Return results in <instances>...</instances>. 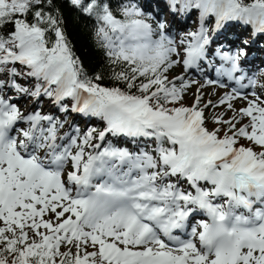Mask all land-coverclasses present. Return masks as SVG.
I'll list each match as a JSON object with an SVG mask.
<instances>
[{"label":"snow or ice","instance_id":"6c2138e0","mask_svg":"<svg viewBox=\"0 0 264 264\" xmlns=\"http://www.w3.org/2000/svg\"><path fill=\"white\" fill-rule=\"evenodd\" d=\"M71 3L95 17L117 86L85 72L53 0H0V264H264V97L232 88L205 102L201 84L186 104L198 82L171 75L209 57L210 18L212 32L242 21L264 34V0H169L172 12L201 21L178 43L134 2L119 15L105 0ZM215 55L219 77L254 87L237 75L244 47ZM42 97L103 129L61 134L64 121L19 107ZM237 99L247 106L237 109ZM221 105L232 114L212 115L219 126L209 128L206 110ZM110 137L154 147L133 151ZM199 213L207 219L191 224Z\"/></svg>","mask_w":264,"mask_h":264},{"label":"trees","instance_id":"16d2710c","mask_svg":"<svg viewBox=\"0 0 264 264\" xmlns=\"http://www.w3.org/2000/svg\"><path fill=\"white\" fill-rule=\"evenodd\" d=\"M85 2H87V0H85ZM105 2L110 4L113 11L117 15H119L120 7L129 2H134L137 4L138 7L141 8L145 15L151 17L150 22L153 23V25L156 24L157 20H164L162 14L167 10V7L169 5V0H105ZM45 10L47 11L48 8L46 7ZM51 12L54 16H57V18L61 21V27L64 30V33L72 48V51L74 52L76 57H79V60L83 65L85 72L90 77L102 75L104 79L101 81V83L104 86H117L118 82L111 79V74L114 70V66L110 64L108 57L105 54V51L98 45L95 38V17L88 16L87 14L83 13L79 8H77L71 3V0H53ZM178 13L179 12H176V14ZM188 14L189 16L186 23L187 28L198 26L200 22L199 13L193 11ZM224 27L226 29V33L224 36L227 37L232 33L239 34V32L241 31L240 25L232 21H228V23H226ZM170 29L173 28L170 27ZM221 38L223 39V37ZM115 70H118V68H116ZM18 82L30 88L35 84L34 80L29 82V78L27 77L18 78ZM43 98L45 99L47 97H42L41 99ZM61 113V118L67 115L70 116V112L64 113L59 111L58 105L54 106V109L51 111V114L58 119H60L59 117ZM70 118L72 119L74 124L75 122L82 123V125L80 126L77 124V127H79L81 132H83L86 128L89 127H94L98 130H102L104 127L103 121L95 117H88V120H86L85 117L76 115L74 118ZM146 142L153 145L151 141Z\"/></svg>","mask_w":264,"mask_h":264},{"label":"rangeland","instance_id":"374dc122","mask_svg":"<svg viewBox=\"0 0 264 264\" xmlns=\"http://www.w3.org/2000/svg\"><path fill=\"white\" fill-rule=\"evenodd\" d=\"M163 18L164 20L168 23V25H170L171 23L173 24L174 28H176V41L177 43L179 42V40L181 39V37H183L186 33H188L186 31L187 29V19H188V13L185 14V18L184 19H181V15L180 17L178 16L177 18H172L167 11H165L163 14ZM172 18V20H171ZM201 23V21H200ZM200 27V24L194 29V31H197ZM208 29H209V34H210V38L212 36V33L210 32L211 30V24L209 26H206ZM260 38V36L258 37ZM231 40L233 41L232 43L234 44H242L241 46L244 47L246 49V52L249 50V48H253V46L251 45L252 41H250V39H248V36L246 35V32H242L240 34H234L232 33V38ZM243 41H248V44L245 45L243 43ZM211 43L213 44V39L211 38ZM210 43V44H211ZM209 45L208 48L209 49H213V47L215 46H212ZM237 48H240V46L236 45V47L232 50L234 51L235 49ZM217 50V48H216ZM215 50V51H216ZM257 50H261L263 53H264V44L261 45ZM264 65V64H263ZM209 67V66H208ZM263 69V66L262 67H259V76H257L256 78V88H260V92H258L257 94L261 95L262 97H264V71L262 70ZM262 70V71H261ZM185 75L186 79H189V80H193V81H197L198 83L200 82H203L204 85L209 89V93L207 94V96H205V102L208 100V99H211L213 102H218L219 99L225 94V92H229L227 89L225 88H220L218 87L216 84H208L207 83V80L205 78H201V79H197L193 76H190L189 73L187 72H184V70L180 67V66H176L174 69L171 70V75ZM260 77V79H259ZM219 89H221L222 91H220ZM196 91V87L195 85L188 91V94L185 98V103L186 104H190L191 103V100H192V93ZM224 91V92H223ZM251 91H247L245 93V95H248ZM222 93V94H221ZM211 94V95H209ZM11 95L15 96L14 93H11ZM249 98L251 99L252 97L249 95ZM232 103L234 104V106L239 109V108H242V107H245L247 106L246 105V102L242 99H237L235 101H232ZM40 105V107H39ZM19 107L21 108L22 111H24L26 114L30 111H34V110H40L42 114H50V112L52 111L51 109L53 108V104H52V101H44L42 103H40L39 101H36L32 98H21L20 101H19ZM227 112V108H226V105H221L215 109H208L206 110V116L209 117V120H208V127L209 128H212L214 126L218 127L219 125H213L212 122H211V116L212 115H219V114H222V113H225ZM232 113L231 112H227V115L230 116ZM62 117V113L60 115L59 118ZM247 119L248 118H245L241 123H247ZM62 121L65 122V126L63 129H61V134L65 133V132H71L72 130L70 129V125H71V118L68 116L66 118H64ZM76 124H78L79 126L82 125L81 122H77ZM77 125V126H78ZM23 127H27V125H22ZM239 127V125H238ZM241 143H246L245 141L241 140ZM121 147V146H119ZM125 147V145L123 146Z\"/></svg>","mask_w":264,"mask_h":264},{"label":"bare ground","instance_id":"6f19581e","mask_svg":"<svg viewBox=\"0 0 264 264\" xmlns=\"http://www.w3.org/2000/svg\"><path fill=\"white\" fill-rule=\"evenodd\" d=\"M208 67V66H207ZM210 67V66H209ZM195 70V68H193V71ZM201 84H203L204 85V83L203 82H200V83H197V84H195V87L197 88V87H199ZM220 91H222L221 89H219ZM202 91L205 93V96H207V94L209 93V89L205 86L203 89H202ZM259 91H260V89H259ZM224 92V91H223ZM222 94V93H221ZM243 94H245V93H243ZM209 95H211V94H209ZM250 99V98H249ZM246 102V101H245Z\"/></svg>","mask_w":264,"mask_h":264}]
</instances>
